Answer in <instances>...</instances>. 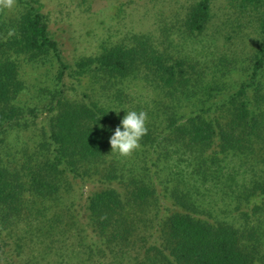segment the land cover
Segmentation results:
<instances>
[{
    "label": "trees",
    "instance_id": "trees-1",
    "mask_svg": "<svg viewBox=\"0 0 264 264\" xmlns=\"http://www.w3.org/2000/svg\"><path fill=\"white\" fill-rule=\"evenodd\" d=\"M229 3L252 53L209 63L134 34L69 64L38 0L0 9V264H264V0ZM183 10L206 34L213 0Z\"/></svg>",
    "mask_w": 264,
    "mask_h": 264
},
{
    "label": "rangeland",
    "instance_id": "rangeland-1",
    "mask_svg": "<svg viewBox=\"0 0 264 264\" xmlns=\"http://www.w3.org/2000/svg\"><path fill=\"white\" fill-rule=\"evenodd\" d=\"M38 1L49 16L50 29L69 64L98 55L102 46L126 41L134 34L153 35L167 47L172 40L181 56L203 63L219 60L223 55L231 56V51H236L237 59L242 61L254 46V33L239 27L246 22L235 20L229 0H213L214 20L206 34L193 40L182 37L173 26L185 12L183 9L195 0ZM16 2L13 8L5 9L6 14L16 7ZM242 77L243 74L231 76V83L235 85Z\"/></svg>",
    "mask_w": 264,
    "mask_h": 264
},
{
    "label": "clouds",
    "instance_id": "clouds-1",
    "mask_svg": "<svg viewBox=\"0 0 264 264\" xmlns=\"http://www.w3.org/2000/svg\"><path fill=\"white\" fill-rule=\"evenodd\" d=\"M15 0H0V9H11ZM9 35H12L10 32ZM116 111V110H115ZM119 115L120 111H116ZM147 113L144 111H126L120 125L115 128L109 143L111 153L120 157H128L140 147V141L147 134Z\"/></svg>",
    "mask_w": 264,
    "mask_h": 264
}]
</instances>
